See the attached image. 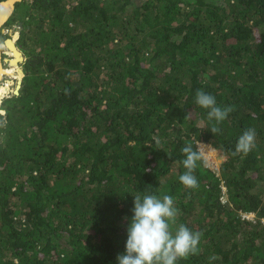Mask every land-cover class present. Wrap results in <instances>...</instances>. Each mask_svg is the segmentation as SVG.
Masks as SVG:
<instances>
[{
	"label": "trees",
	"instance_id": "trees-1",
	"mask_svg": "<svg viewBox=\"0 0 264 264\" xmlns=\"http://www.w3.org/2000/svg\"><path fill=\"white\" fill-rule=\"evenodd\" d=\"M15 9L3 29L25 60L0 114V264H118L136 194L172 196L173 232L202 233L176 264H264V0ZM197 90L234 110L209 121ZM248 128L255 147L233 155ZM199 142L225 161L216 173L202 156L187 188L181 149Z\"/></svg>",
	"mask_w": 264,
	"mask_h": 264
},
{
	"label": "clouds",
	"instance_id": "clouds-1",
	"mask_svg": "<svg viewBox=\"0 0 264 264\" xmlns=\"http://www.w3.org/2000/svg\"><path fill=\"white\" fill-rule=\"evenodd\" d=\"M11 37L13 39V36ZM3 43L0 44L1 50L4 52L6 48ZM5 54L8 59L13 58L4 52ZM195 103L201 108L207 109L209 121L215 120L217 124L226 120L234 110L230 105L218 106L215 96L203 90H197ZM190 114L189 112L186 118ZM210 131L216 135L221 130L219 127L213 126ZM256 136L254 128L246 129L238 138L233 155L248 154L255 147ZM181 151L185 155L182 163L186 170L179 176V180L187 188H196L198 180L194 172L198 161L202 160V153L198 147L194 148L191 143L186 144ZM133 203V214L127 227L125 252L117 256L118 264H176L178 259L199 253L201 232H194L184 224H180L175 232L172 230V225L176 223L179 212L172 196L136 194ZM210 259H215V257Z\"/></svg>",
	"mask_w": 264,
	"mask_h": 264
},
{
	"label": "rangeland",
	"instance_id": "rangeland-1",
	"mask_svg": "<svg viewBox=\"0 0 264 264\" xmlns=\"http://www.w3.org/2000/svg\"><path fill=\"white\" fill-rule=\"evenodd\" d=\"M3 30L5 32L4 37L11 32L13 39H14L15 34L18 33V29L15 25H13L11 28H4ZM16 42H17V40H16ZM4 52L7 53L9 56H12V55H10L11 52L9 50L5 49ZM6 58H7V56H6ZM6 67L7 68L5 70H8V69L9 70H15L14 71L15 75L14 76L13 75H7V76L3 77L2 81L0 82V112H1L0 114H2L4 111L3 107H2L3 103L1 104V102L3 101V99H6V98L10 97L12 94H14V90L16 88L17 81L20 79H23V74L19 73L18 68L11 69L8 66H6ZM20 68H21V65H20ZM19 77H21V78H19ZM198 149L202 153V156L206 162V166L209 167L212 171L219 173L221 165L225 161V158L219 156L217 150H215L214 148H212L208 144H204V143L199 142L198 143ZM225 200H226V197L223 199V201L225 202ZM263 223H264V220H263Z\"/></svg>",
	"mask_w": 264,
	"mask_h": 264
},
{
	"label": "water",
	"instance_id": "water-1",
	"mask_svg": "<svg viewBox=\"0 0 264 264\" xmlns=\"http://www.w3.org/2000/svg\"><path fill=\"white\" fill-rule=\"evenodd\" d=\"M21 1L22 0H4V1L0 2V10H1V8H6L4 6H9L11 8L6 16L0 14V36L5 34V32L3 30V26L5 25V23L8 22V20L12 16V14L15 12L16 4L21 2ZM19 26L21 27V24ZM8 35H9V38L5 39L3 44L7 50H10L14 54V56L11 59H8V58L3 59V56H2L3 51L1 50L2 46L0 44V70L1 69L5 70V67L8 66L11 69L18 68L19 73L23 74V71L20 68V65L25 60L23 51L21 50L20 46H18V47L16 46L15 42L11 38L12 33L10 32ZM18 37H19V34L17 33V34H15L14 39L15 38L18 39ZM9 44H10V46H9ZM3 76H7V75H3ZM3 76L1 77L0 82L2 81ZM21 85H22V79L17 81V85H16V88L14 90L15 95L19 94V90L21 89Z\"/></svg>",
	"mask_w": 264,
	"mask_h": 264
},
{
	"label": "bare ground",
	"instance_id": "bare-ground-1",
	"mask_svg": "<svg viewBox=\"0 0 264 264\" xmlns=\"http://www.w3.org/2000/svg\"><path fill=\"white\" fill-rule=\"evenodd\" d=\"M4 7H6V8H1V10H0V14L1 15H7L8 14V12L10 11V7L9 6H4ZM14 41V40H13ZM15 42V41H14ZM9 46H10V44H9ZM10 51V50H9ZM11 52V51H10ZM10 55H12V57L14 56V54L11 52L10 53ZM14 68V67H13ZM15 69V68H14ZM14 71L15 70H3V69H1L0 70V79H1V77L3 76V75H15V73H14ZM19 78H21V77H19ZM21 80V79H20Z\"/></svg>",
	"mask_w": 264,
	"mask_h": 264
},
{
	"label": "built area",
	"instance_id": "built-area-1",
	"mask_svg": "<svg viewBox=\"0 0 264 264\" xmlns=\"http://www.w3.org/2000/svg\"><path fill=\"white\" fill-rule=\"evenodd\" d=\"M243 219H246V220H253L254 216L252 214H248V215H243L242 216Z\"/></svg>",
	"mask_w": 264,
	"mask_h": 264
},
{
	"label": "flooded vegetation",
	"instance_id": "flooded-vegetation-1",
	"mask_svg": "<svg viewBox=\"0 0 264 264\" xmlns=\"http://www.w3.org/2000/svg\"><path fill=\"white\" fill-rule=\"evenodd\" d=\"M16 42V41H15ZM16 46H19L18 44H16ZM6 58V54L4 55V52H3V59Z\"/></svg>",
	"mask_w": 264,
	"mask_h": 264
}]
</instances>
